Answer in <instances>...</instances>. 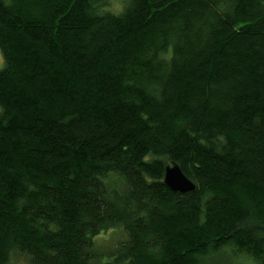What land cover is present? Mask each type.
<instances>
[{"label":"trees","instance_id":"1","mask_svg":"<svg viewBox=\"0 0 264 264\" xmlns=\"http://www.w3.org/2000/svg\"><path fill=\"white\" fill-rule=\"evenodd\" d=\"M0 53V264H264V0H0Z\"/></svg>","mask_w":264,"mask_h":264},{"label":"rangeland","instance_id":"2","mask_svg":"<svg viewBox=\"0 0 264 264\" xmlns=\"http://www.w3.org/2000/svg\"><path fill=\"white\" fill-rule=\"evenodd\" d=\"M108 1H110L112 4V7L115 10H117V9H119L120 5L122 4V2L124 0H108ZM116 3L119 4L118 8L114 6ZM1 67H2V57H1V53H0V68ZM109 234H110V232L108 233V235ZM115 235L118 236L117 233ZM105 240H106V237H105ZM111 243L112 242H110V244ZM212 258L207 261V264H256L255 262H253L252 260H248L247 258L245 260L244 255L242 253H240V254L238 253L237 255H234L229 250V248H226L223 251H221L218 255L215 256L214 259H212ZM22 263H25V258L20 257V255H15V256L11 257V260L7 264H22Z\"/></svg>","mask_w":264,"mask_h":264},{"label":"water","instance_id":"3","mask_svg":"<svg viewBox=\"0 0 264 264\" xmlns=\"http://www.w3.org/2000/svg\"><path fill=\"white\" fill-rule=\"evenodd\" d=\"M163 183L171 191L185 193L194 189V183L183 173L179 165L170 162L163 169Z\"/></svg>","mask_w":264,"mask_h":264},{"label":"clouds","instance_id":"4","mask_svg":"<svg viewBox=\"0 0 264 264\" xmlns=\"http://www.w3.org/2000/svg\"><path fill=\"white\" fill-rule=\"evenodd\" d=\"M114 6L118 8V7H119V4H118V3H116Z\"/></svg>","mask_w":264,"mask_h":264}]
</instances>
